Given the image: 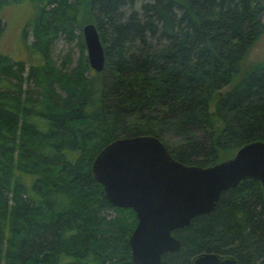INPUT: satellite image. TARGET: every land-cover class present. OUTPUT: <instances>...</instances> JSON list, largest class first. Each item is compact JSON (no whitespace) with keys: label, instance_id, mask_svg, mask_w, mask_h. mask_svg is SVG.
<instances>
[{"label":"trees","instance_id":"16d2710c","mask_svg":"<svg viewBox=\"0 0 264 264\" xmlns=\"http://www.w3.org/2000/svg\"><path fill=\"white\" fill-rule=\"evenodd\" d=\"M20 1L0 0V35L2 8ZM30 2L22 37L29 28L25 44L39 62L0 54V264H134L127 242L135 213L112 206L92 161L136 135L155 136L178 162L200 167L264 143V61H244L263 30L264 4ZM86 23L103 45L102 71L84 54ZM61 37L80 47L70 72L50 59ZM216 204L173 232L180 248L162 264H192L203 252L264 264V187L245 180Z\"/></svg>","mask_w":264,"mask_h":264},{"label":"water","instance_id":"95a60500","mask_svg":"<svg viewBox=\"0 0 264 264\" xmlns=\"http://www.w3.org/2000/svg\"><path fill=\"white\" fill-rule=\"evenodd\" d=\"M91 69L102 71L104 48L94 24L81 28ZM95 181L104 196L119 208H130L137 223L128 244L134 264H162L165 252H176L180 241L173 232L200 214L212 211L223 191L245 180L264 187V143H245L217 164H181L152 135L121 137L105 145L92 161ZM192 264H238L229 255L199 253Z\"/></svg>","mask_w":264,"mask_h":264},{"label":"rangeland","instance_id":"374dc122","mask_svg":"<svg viewBox=\"0 0 264 264\" xmlns=\"http://www.w3.org/2000/svg\"><path fill=\"white\" fill-rule=\"evenodd\" d=\"M31 0H22L21 3L10 4L2 8L1 15L4 22V29L0 35V54H5L13 61H33L39 62L36 57L32 56L27 48V43L32 41V37L27 29L26 39L22 37L23 29L26 27V23L31 19L32 2ZM264 4V0H260ZM261 25L263 27L260 36L249 48V53L245 58V63L253 66L264 61V10L261 13ZM79 31H76L78 33ZM26 43V44H25ZM80 54V47L77 45V39L73 42H66L63 37L55 40L50 52V59L54 62L57 69L64 72H70L71 69L77 63ZM86 55V50L85 53ZM248 65V66H249ZM32 88L33 85L25 83L24 88ZM214 102H212V107ZM9 201L11 193L6 194ZM11 203V201H10Z\"/></svg>","mask_w":264,"mask_h":264}]
</instances>
